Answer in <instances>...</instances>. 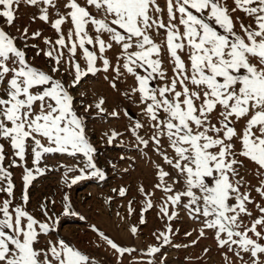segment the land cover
Listing matches in <instances>:
<instances>
[{"label":"snow or ice","instance_id":"1","mask_svg":"<svg viewBox=\"0 0 264 264\" xmlns=\"http://www.w3.org/2000/svg\"><path fill=\"white\" fill-rule=\"evenodd\" d=\"M22 4L36 10L33 21L38 19L55 31V39L43 37L45 48L28 44L29 39L42 37L39 30L17 28L16 35L10 31ZM233 4L0 0L4 25L0 26V264H99L70 241L48 238L60 226V216L50 214L46 203L40 205L39 219L28 211L27 189L38 175L51 170L46 163L41 167L46 156L57 153L84 157L82 167L64 173L69 188L92 177L105 178L94 160L97 150L88 138L86 117L79 113L72 92L89 74L110 71L114 76L104 79L118 91L122 77L134 78L124 95L138 98L143 119H129L126 131L134 138L129 147L143 151L151 146L163 161L155 164L154 185L162 193L161 217L172 221L178 217L176 209L183 208L201 225L193 245L210 231L224 250V264H264V0H233ZM157 37H162L160 42ZM29 47L37 49L36 56L47 58L48 70L32 62ZM110 50L113 58L107 54ZM164 52L171 60V76L162 66ZM62 70L71 77L67 83L58 75ZM156 80L162 83L154 85ZM104 104L100 97L84 106V113L95 108L97 114L119 118L118 111L109 113ZM121 135L113 129L105 138L112 144ZM29 157L32 167L27 166ZM14 168L23 169L19 202ZM242 168L251 172L256 184L245 179ZM76 171L79 175L68 176ZM139 191L145 196L143 224V212L155 207V193L143 186ZM253 191L261 202H256ZM118 192L126 195L124 188ZM131 205L129 201V214L134 211ZM60 215L84 219L67 194ZM93 230L99 231L95 226ZM130 231L135 235L137 228ZM175 234L170 223L154 233L159 244L149 245L142 254L153 257L146 264H155L165 245L189 247L175 244ZM185 235L191 237L192 232ZM99 236L120 257L137 251L103 232ZM142 257L136 264H144ZM160 264H165L163 258Z\"/></svg>","mask_w":264,"mask_h":264},{"label":"rangeland","instance_id":"2","mask_svg":"<svg viewBox=\"0 0 264 264\" xmlns=\"http://www.w3.org/2000/svg\"><path fill=\"white\" fill-rule=\"evenodd\" d=\"M225 2L229 7L234 6L233 0H225ZM160 3L163 6L164 0H160ZM35 11V9L22 4L17 14L16 25L10 31L16 35L18 34L17 28L22 30L27 27L30 33L39 30L42 37L29 39L28 44L45 48L43 37L55 39L56 33L50 25L44 24L38 19L32 20ZM236 15L243 17L244 14L237 12ZM244 22L248 23L247 19ZM0 26H4L2 20H0ZM236 27L239 30L238 24ZM161 39L162 37H157V42H160ZM20 43L22 46L23 41ZM26 51L28 57L37 67L45 70L51 67V63L47 62V58L43 54L36 56L37 49L29 47ZM107 54L110 58L114 57L111 50ZM77 59L84 67V61L80 58L79 53ZM162 66L171 76L172 64L167 52L163 53ZM58 75L63 76L66 83L71 79L63 70ZM105 75L111 79L114 73L110 71L107 74L100 73L97 76L89 74L72 92L79 113L86 117L87 135L97 150L94 160L97 167L105 173V178L92 177L79 181L69 188L64 183V173L67 168L77 165L82 167L84 157L78 155L73 158L58 153L47 155L41 167L46 163L51 170L46 171L43 175H38L28 186L29 203L27 210L39 219L42 217L40 205L46 203L50 209V214L60 216V226L56 231L50 233L48 238H63L70 241L81 250L91 253L99 264H136L137 259L142 257L149 245L159 244L154 233L164 231L169 223L176 232L173 242L175 244H188L189 247L174 248L171 245H165L161 249V253L155 256V264H160L161 258L164 259L165 264H224V250L217 247L210 231L206 233L205 237L199 238L195 245L191 243V241L197 240L198 229L201 225L198 221L192 220L187 215L186 210L183 208L176 209L178 217L172 221H168L166 217H161L159 205L162 193L158 189H154V185L158 182L155 164H162L163 161L151 150V146L143 151L129 147V145L134 144V138L126 131L129 119H143L138 98L134 95H124V92L134 84V78L131 76L122 77L117 82L118 91L110 86L109 80L104 79ZM152 83L155 85L162 83V81L156 80ZM100 97L105 99L103 107L107 109V112L116 110L120 113L119 118H113L104 113L97 114L95 108L89 113H84V106L94 104ZM125 111L129 113L128 116L124 115ZM113 129L122 135L112 144H108L105 133H110ZM6 150L11 151L10 148ZM27 166L32 167L31 157L28 159ZM165 167L167 170V166ZM249 168H251V164H249ZM12 171L16 185V201L19 202L23 191V169L14 168ZM241 173L252 184L257 183L251 172H245L242 168ZM75 175H79V172L68 173L69 177ZM141 186L146 192L155 193L152 197L155 207L143 212L145 220L143 224L140 221L145 196L139 191ZM120 188L126 189V195L123 197L119 195L118 190ZM113 189L117 191H113ZM66 194L70 197L75 211L84 219H80L79 216L64 217L60 215L62 200ZM252 196L256 202H261L260 197L254 191ZM0 198H3V194H0ZM52 201L55 203L53 204ZM129 201L132 202L131 206L134 209L131 214L128 212ZM172 210L170 207L169 211ZM253 212L254 215H258L254 208ZM93 226L99 231H94ZM133 226L137 228L135 235L130 231ZM99 232H103L114 242L129 248H136L137 251L131 254L126 253L120 257L99 236ZM186 232H192L191 237L186 236ZM43 243L44 238L42 237L39 246H42ZM206 248L209 249L208 252L204 251ZM142 258L144 264L147 260L153 259V257Z\"/></svg>","mask_w":264,"mask_h":264}]
</instances>
